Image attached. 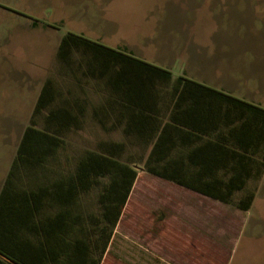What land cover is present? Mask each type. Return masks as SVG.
<instances>
[{
    "label": "crops",
    "instance_id": "1",
    "mask_svg": "<svg viewBox=\"0 0 264 264\" xmlns=\"http://www.w3.org/2000/svg\"><path fill=\"white\" fill-rule=\"evenodd\" d=\"M244 2L246 9H264V0ZM245 14L264 25V12ZM63 34L51 46V61L42 75L22 70L15 78L17 87L31 95L27 112L9 113L0 101V247L17 258L0 254V264H97L104 247L100 227L108 223L99 206L101 186L88 191L86 179L74 173L88 149L87 121L99 119H127L128 135L138 137L146 158L153 150L151 166L170 177L132 165L138 175L99 264H200L199 259H211V248L229 249L228 264L229 252L244 236L264 232V32L261 44L254 43L256 50L245 43L222 51L226 48L185 36L173 43L179 52L162 55L159 64L138 49L125 48L174 76H187L232 96H199L194 85H186L191 90L185 95L161 91L153 99L169 102V108L150 116H135L132 107L127 114L118 112L113 74L105 86L98 78L102 67L97 61L88 64L83 57L82 62L69 48L59 58ZM249 55L260 60L253 64L246 59ZM174 57L181 62L179 69L173 66ZM40 70L38 64L33 72ZM37 78L41 82H35ZM46 78L50 110L36 111ZM175 103L179 106L173 109ZM107 104L111 111L103 113ZM171 113L176 120L197 119L201 130L171 119ZM31 119L41 132L32 130L23 145ZM61 119L80 122L63 130L49 122ZM103 135L122 139V127L106 132L96 125V140ZM139 143L128 145L129 156L140 149ZM251 191L254 200L247 210L223 201L244 199Z\"/></svg>",
    "mask_w": 264,
    "mask_h": 264
},
{
    "label": "rangeland",
    "instance_id": "2",
    "mask_svg": "<svg viewBox=\"0 0 264 264\" xmlns=\"http://www.w3.org/2000/svg\"><path fill=\"white\" fill-rule=\"evenodd\" d=\"M244 5V0H0V101L9 113L27 112L31 95L17 87L16 76L22 70L42 75L51 61V46L68 31L110 47L138 49L156 63L162 55L179 52L174 44L185 36L226 48L222 51L245 43L259 49L254 43L263 41L264 25L245 12L264 9ZM246 59L256 64L260 57ZM180 65L174 57V68ZM228 251L211 248V259H199L200 264H226ZM232 251L228 264H264V232L244 236Z\"/></svg>",
    "mask_w": 264,
    "mask_h": 264
},
{
    "label": "trees",
    "instance_id": "3",
    "mask_svg": "<svg viewBox=\"0 0 264 264\" xmlns=\"http://www.w3.org/2000/svg\"><path fill=\"white\" fill-rule=\"evenodd\" d=\"M36 24V22L32 23L33 26ZM68 48L71 51H77L80 54V59L82 62H85L84 59L86 57V63L88 64H92L93 61H97V64L102 67V71L98 73V78L100 79L102 77L103 84L105 86L111 83L113 74L114 101L116 99L119 100V105L117 107L118 112L121 114H127V109H130L131 107L133 108L132 113L135 116H142L144 114L149 116L151 114H161L162 112L160 109L163 107L165 108L164 112H166V110L169 108V102L162 101L161 99H157V102L154 101L153 98H157V96L154 94H157L161 91L171 90L175 92L180 91V95H185L191 90V86L186 85H194L193 87H197L196 89L198 90L199 96L211 97V95H220L232 97L229 94L194 81L187 76H174L171 71L136 57L127 52L125 49H116L110 47L72 31H68L63 34L57 51V56L61 59L64 58L66 55V49ZM87 74H90L89 71H87ZM49 82L50 80L46 78L42 85L34 109L36 111L42 109L50 110L48 108L50 105L47 103ZM157 104L160 106L158 109H156ZM178 106L179 104L175 103L173 109ZM111 108V104L105 105L103 113H106V111H111ZM173 109L172 112L174 111ZM261 110L264 112V109ZM169 117L180 124H188L193 130H201L200 127L196 126L195 122H197V119L195 118L193 119L192 123L186 120H176L172 113L169 115ZM49 122L57 128L60 127L61 130H63V128H69L72 125L78 126L80 121L61 119L52 120ZM81 123L84 125V121H81ZM96 125H99L106 132H109L111 128L114 129L122 127V139L115 140L110 136L107 137L103 135L102 138L97 141L94 132ZM127 126V119H99L87 121L89 135H92L93 137L90 138L88 136V149L85 153H83L81 159L78 160L75 167L74 175L76 177L81 176L82 178L86 179V190L91 191L97 185L101 186V196L103 197H100L99 199V206L101 215L103 217L102 219L108 223L100 227V236L103 239L104 247L101 252H98L96 258L97 264H99L102 254L106 250L114 226L123 210L133 182L138 175V170L132 165L141 164L147 172L165 178H170L161 175L158 168L151 166L150 158L154 154V151H150L146 158V153L143 150L142 143H139L141 141L138 140L136 135H128ZM32 130L41 132L35 129V123L31 119L29 124L26 126L23 145L24 142H26V139L31 138ZM56 139L57 141L62 140L59 137H56ZM159 139V137L156 138L154 146L158 144ZM149 142H151V137L147 139L145 144H150ZM138 143L140 144V149L134 151L129 156L127 153L128 145H138ZM103 175L108 177L107 181L101 179V176ZM185 186L191 187L190 185ZM254 195L255 191H251L245 196L244 199L234 201L223 199V201L238 208L247 210L253 203ZM0 254L9 259H17L16 257L11 256L1 247Z\"/></svg>",
    "mask_w": 264,
    "mask_h": 264
}]
</instances>
